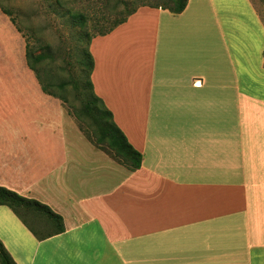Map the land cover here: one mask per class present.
<instances>
[{
  "label": "crops",
  "instance_id": "crops-1",
  "mask_svg": "<svg viewBox=\"0 0 264 264\" xmlns=\"http://www.w3.org/2000/svg\"><path fill=\"white\" fill-rule=\"evenodd\" d=\"M28 45L0 6V185L65 226L49 236L57 225L32 214L40 239L0 205L18 264H264V14L253 0L142 6L93 36L94 90L142 153L136 169L44 90Z\"/></svg>",
  "mask_w": 264,
  "mask_h": 264
},
{
  "label": "rangeland",
  "instance_id": "rangeland-1",
  "mask_svg": "<svg viewBox=\"0 0 264 264\" xmlns=\"http://www.w3.org/2000/svg\"><path fill=\"white\" fill-rule=\"evenodd\" d=\"M158 1L160 0H61L59 3L57 0H1L2 4L15 15L35 51L47 52L52 49L53 58L45 59L42 63L33 59L32 61L44 83L51 90L66 94L69 101L64 103V106L66 112L72 115L74 109L81 108L82 101L77 98L71 84L65 93L58 89L55 83L68 81L72 76L78 77L77 60L82 49L87 46L89 35L100 33L123 17L127 13L126 2H129L132 8L137 4L154 5ZM253 2L264 14V0ZM68 10L84 13L86 18L84 31L80 32L81 27L72 22L71 15L75 13H67ZM91 121L89 118L78 121L87 136ZM110 154L114 156L113 151H110Z\"/></svg>",
  "mask_w": 264,
  "mask_h": 264
},
{
  "label": "trees",
  "instance_id": "trees-1",
  "mask_svg": "<svg viewBox=\"0 0 264 264\" xmlns=\"http://www.w3.org/2000/svg\"><path fill=\"white\" fill-rule=\"evenodd\" d=\"M188 1L189 0H160L156 4L149 6L168 8L174 13H181L186 8ZM57 2L61 3V0H57ZM126 4L128 6L127 13L123 17L116 20L112 26L101 31L100 33L91 36L89 35L87 46L82 49L81 54L79 53L80 55L77 60L79 68L78 77L72 76L68 81H61L57 84L55 83V86L65 93L67 92V88L70 84L73 86V90H75L77 98H80L82 101V106L81 108L77 107L76 110L74 109L72 113L78 121L87 120V118L92 120L88 125V137L109 154L110 151H113L114 156L118 157L117 160L125 163L131 169H136L141 166L143 155L128 142L125 134L115 123L112 112L106 107L102 99L95 93L92 81V73L94 70L95 61L89 49V44L93 36L104 35L111 32L118 25L124 23L130 15L138 10V8L147 6L146 4H137L131 8V4H129V2H126ZM0 6L5 13H12L2 4L1 0ZM67 13H75L71 15L72 22L81 27L80 32L81 30L84 31L86 22L84 13L71 12L70 10H68ZM87 34L89 33L87 32ZM48 58H53L52 49L48 50L47 52H38L35 51L31 45H28V63L36 71L37 75L40 77V80H42L44 90L54 96L60 97L64 103H66L69 101L67 96H65L66 94H59L54 90H51L44 83V80L40 76V73L32 61L33 59L35 62L42 63L43 60ZM82 77L85 78L82 79ZM81 129L86 132L82 126ZM0 205H6L11 208L15 214L20 217L21 220L28 226V228H30V230L40 239L45 238L46 235H40L34 225L31 224L30 216L32 214H42L44 217L50 219L57 225L55 231L50 233L49 236L62 232L65 229L63 217L53 211L50 206L37 199L25 197L18 192L1 185ZM0 264H18L1 239Z\"/></svg>",
  "mask_w": 264,
  "mask_h": 264
},
{
  "label": "built area",
  "instance_id": "built-area-1",
  "mask_svg": "<svg viewBox=\"0 0 264 264\" xmlns=\"http://www.w3.org/2000/svg\"><path fill=\"white\" fill-rule=\"evenodd\" d=\"M199 83H201V81H197V82H196V84H199Z\"/></svg>",
  "mask_w": 264,
  "mask_h": 264
}]
</instances>
